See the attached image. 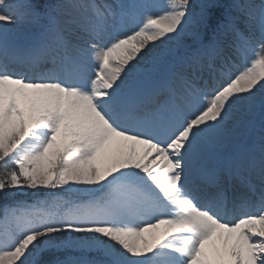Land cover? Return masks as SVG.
<instances>
[{"label":"rangeland","instance_id":"374dc122","mask_svg":"<svg viewBox=\"0 0 264 264\" xmlns=\"http://www.w3.org/2000/svg\"><path fill=\"white\" fill-rule=\"evenodd\" d=\"M218 1L171 7L160 0H107L105 5L65 0L57 7L50 38L33 46L20 40L35 30L33 19H16L0 0V52H13L0 62V149L16 161L23 177H11L10 191L57 186L91 196L79 205L84 216L64 206V237L50 231L56 226L37 202L5 209L0 264H37L46 247L99 251L108 257L106 262L60 259L58 264H198L202 258L209 264H264L262 202L260 213L226 223L231 214L222 213L218 200L223 184L229 191L228 180L214 182L215 199L205 210L199 207L205 192L197 193L218 165H229L225 160L236 165L258 146L246 163L227 166L234 174L245 168L250 180L254 161L264 155V117L255 114L264 111V0H230L227 22L213 34L212 48L195 46L189 62L179 64L170 79L154 78L178 49H192L190 38L200 43L207 7ZM241 16L246 32L235 35L237 57L210 76L198 64L200 55L211 57ZM70 32L85 48L72 57L73 64L58 57L55 66L35 72L40 81L31 80L33 63L19 54L38 50L31 58L41 59L43 50L69 48ZM192 60L197 62L195 79L189 76ZM47 78L77 87L56 88L42 80ZM232 98L245 104L243 111L233 113ZM176 106L182 111L172 115ZM166 121H171L169 127H163ZM253 123L262 129L257 128L251 147L236 157L225 152V145L236 146ZM188 131L206 141L210 165L183 138ZM259 158L253 179L264 175V159ZM225 174L228 179L226 168ZM259 189L264 193V186ZM255 205L249 198L242 210ZM161 209L173 219L158 215Z\"/></svg>","mask_w":264,"mask_h":264},{"label":"trees","instance_id":"16d2710c","mask_svg":"<svg viewBox=\"0 0 264 264\" xmlns=\"http://www.w3.org/2000/svg\"><path fill=\"white\" fill-rule=\"evenodd\" d=\"M53 0H29V6L32 8H40L41 6L47 4L51 5ZM172 5L178 6H194V0H167ZM229 0H219L216 4L209 5L207 7L208 14L206 16L205 31L206 43L208 40L212 39V34L218 31L220 21L225 18L224 11L226 2ZM227 37L226 42H232V38ZM156 43V42H155ZM154 44V42H153ZM230 43L226 45L228 48ZM157 49L159 44H155ZM182 54V52H181ZM162 75L165 76V72L162 71ZM234 112L243 111L245 104L239 101H233ZM19 168L14 160H12L9 154L3 152L0 149V215L7 208L16 207L21 204L36 203L40 205L43 209L48 211L49 223L55 225L50 231L58 234L59 237H64L67 229L63 226L64 221H62L61 216L64 213L63 206L65 203L71 205L75 208V213L79 216L83 212L77 207V204L85 199L87 196L79 191L67 190L61 187L52 186L50 188H39L37 190H27L25 192L20 191H10L8 182L11 181V177L16 175L20 180H22V175L19 174ZM41 234V233H38ZM86 256L91 260L107 261L106 256L102 255L99 251H83L75 252L71 250H63L56 247H46L44 248L39 256L37 264H57L61 259H65L68 256Z\"/></svg>","mask_w":264,"mask_h":264},{"label":"bare ground","instance_id":"6f19581e","mask_svg":"<svg viewBox=\"0 0 264 264\" xmlns=\"http://www.w3.org/2000/svg\"><path fill=\"white\" fill-rule=\"evenodd\" d=\"M174 81V80H173ZM226 166H229V165H226ZM237 170L238 169H235V173H237ZM244 173H246V169L245 168H243L240 172H239V174H235V176H240L241 177V187H240V189L239 190H235L234 192H231L230 193V204H231V209H229V211H225V210H223L222 211V213L224 214L225 212H228L229 214H231L228 218H227V220L225 221L226 223L228 222V223H231L232 221H234L235 220V218L237 217V216H241V217H238L236 220H241V219H243L245 216H249L250 214H252V213H256V212H259L260 213V211H261V207H263L264 206V193H263V198L262 199H258V198H256V202H254L256 205H258V203L257 202H259V203H261V207H258L256 210H254V212H251V211H247L246 213H244V212H241V210H238V206L237 205H239V204H243V203H246L247 202V200H248V198H246L245 196H250V195H253V196H257V194H258V191H256L255 190V188L256 187H258V186H254V185H256V184H258L257 182H254V183H251V182H249V184L248 185H246V186H244V184H247L248 183V179L247 178H245V176H243L244 175ZM252 174L251 173H249V178H252V176H251ZM261 180H264V177H261L260 178ZM201 181H203V180H201ZM203 185H207L208 183L207 182H204V183H202ZM202 184L200 185V189L197 191V193L198 194H200V195H203V193L205 194V195H203L204 197H202L203 199H202V201H201V203L199 204V207H201L202 208V210H205L206 209V205L214 198V194H213V192L212 193H210L211 191H212V189L210 188V189H208L207 191H205L204 189H203V186H202ZM250 186L252 187V188H250ZM238 193V194H237ZM188 196H189V194H188V192L186 193ZM198 194H194L195 195V197H199L200 195H198ZM191 197V196H190ZM208 198V199H207ZM191 199V198H190ZM264 208V207H263ZM235 212V213H234ZM236 212L238 213V215H236ZM235 214V215H234ZM243 217V218H242ZM236 220H235V222H236ZM233 223V222H232Z\"/></svg>","mask_w":264,"mask_h":264},{"label":"water","instance_id":"95a60500","mask_svg":"<svg viewBox=\"0 0 264 264\" xmlns=\"http://www.w3.org/2000/svg\"><path fill=\"white\" fill-rule=\"evenodd\" d=\"M258 115L262 116L261 113H258ZM253 135H254V126L249 128L248 132L246 133L245 137H244V140L246 142H251L252 141V138H253Z\"/></svg>","mask_w":264,"mask_h":264}]
</instances>
